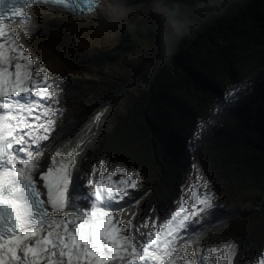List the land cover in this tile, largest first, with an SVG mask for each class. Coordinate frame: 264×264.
<instances>
[{"label": "trees", "instance_id": "16d2710c", "mask_svg": "<svg viewBox=\"0 0 264 264\" xmlns=\"http://www.w3.org/2000/svg\"><path fill=\"white\" fill-rule=\"evenodd\" d=\"M139 39L144 41L135 19L122 28L114 46L70 56L61 51L74 48L63 29L56 50L65 60L95 56L116 61L131 53ZM45 40L34 33L24 48L38 60L37 48ZM52 80L62 81V109L101 84L99 79L66 73ZM237 86L239 99L226 102L225 93ZM206 118L215 123L208 124L189 148L197 125ZM101 163L109 172L123 167L136 173L138 186L130 190L131 199L126 198L133 203L120 213L136 225L157 218L162 223L196 176L210 182L214 213H224L236 199L250 195L253 207L246 212L247 229L233 263L251 264L264 254V0H234L226 14L183 39L144 88L129 94L125 112L81 168L79 192L90 190L88 181L98 179Z\"/></svg>", "mask_w": 264, "mask_h": 264}, {"label": "snow or ice", "instance_id": "6c2138e0", "mask_svg": "<svg viewBox=\"0 0 264 264\" xmlns=\"http://www.w3.org/2000/svg\"><path fill=\"white\" fill-rule=\"evenodd\" d=\"M98 3L0 0V264H233L236 245L210 249L197 259L186 255H197L195 239L212 226L217 207L202 175L192 179L188 194L162 223L157 218L136 225L121 217L123 202L138 186L136 173L123 167L109 172L101 163L98 179L88 181V192L70 193L76 157L100 115L76 134L75 145L55 151L46 171L38 167L44 142L63 116L62 81L34 67L36 59L19 43L13 25L19 23L31 35L35 25L28 8L33 4L73 11L86 5L91 11ZM238 99V86L225 93L226 102ZM214 123L211 118L199 123L189 148ZM65 208L72 213L63 215ZM251 264H264V254Z\"/></svg>", "mask_w": 264, "mask_h": 264}, {"label": "rangeland", "instance_id": "374dc122", "mask_svg": "<svg viewBox=\"0 0 264 264\" xmlns=\"http://www.w3.org/2000/svg\"><path fill=\"white\" fill-rule=\"evenodd\" d=\"M42 15L43 17L31 31V35L40 33L46 37L45 42L37 48L38 60H36L34 67L46 71L50 79L61 73H66L73 77H87L94 80H101V84H99L94 91L86 94L83 99L72 104L70 108L63 109V116L57 119L55 130L52 132L50 140L44 142L45 145L60 135L61 129L65 124L81 118L84 113L86 114L93 106L100 105L102 100L110 93L116 91L119 86L127 85L125 91H122L123 88L120 90V98L108 111L106 120L107 127L101 130L97 142L87 151L83 161L78 163L75 170L76 176L81 167L89 162L91 155L98 147L103 136L110 131L117 117L125 112L126 101L128 100L129 94H136L137 90L144 88L146 83H133L131 77L124 71L122 64L123 57L116 61L101 59L95 56H88L79 61L65 60L56 50V45L62 40L63 29L71 35V42L74 48L68 50L63 47L61 51L70 53V56L74 55L76 51L114 46L117 43L120 31L117 33L102 34L101 30L98 28L99 19L92 14L80 18V16L72 14V11L49 8L45 9ZM58 24L60 25L57 26ZM13 30L16 31L15 33L18 41L23 47L30 42L29 38L31 35L29 36L19 25H17L16 30ZM138 42V45L145 43L142 39H139ZM50 47L52 48V57L60 63L58 68H51L45 58L46 49ZM39 66H41V68H38ZM77 189V184L74 180L73 193ZM252 207V197L245 194L230 204L226 208L227 212L225 214L220 213L212 216V226L195 239L193 247L197 250V255H193L191 252L186 255L192 259H197L198 256H206L210 249L218 250L221 247H229L231 245L238 246L247 229L248 220L246 212L250 211ZM72 211L71 208H67L64 210L63 215H70ZM217 221L220 222L217 223ZM205 223L209 222L205 221ZM236 248L237 247L231 249L233 257Z\"/></svg>", "mask_w": 264, "mask_h": 264}, {"label": "clouds", "instance_id": "9594fccd", "mask_svg": "<svg viewBox=\"0 0 264 264\" xmlns=\"http://www.w3.org/2000/svg\"><path fill=\"white\" fill-rule=\"evenodd\" d=\"M234 0H104L102 34L117 33L132 19L145 43L122 58L133 83L150 80L174 55L179 43L226 14Z\"/></svg>", "mask_w": 264, "mask_h": 264}, {"label": "bare ground", "instance_id": "6f19581e", "mask_svg": "<svg viewBox=\"0 0 264 264\" xmlns=\"http://www.w3.org/2000/svg\"><path fill=\"white\" fill-rule=\"evenodd\" d=\"M103 3H104V0H100L99 5L92 12H89L86 14L85 13L78 14V13L72 12V14H75L76 16H80V18L83 16L85 17L86 15L92 14L94 17L99 19V25H102L106 20V17L104 16L102 12ZM49 8H56L59 10H63L61 7H57L53 5H46V4H33L28 8V12L30 14V17L33 19V23L35 26L38 24L39 20L43 17L42 15L43 11ZM17 25H19V23L14 24L13 29L16 30ZM51 49H52L51 47L46 49L47 52L45 53V58L50 64L49 66H51V68L52 67L58 68L60 66V63H58L57 60H54V58L52 57ZM123 86L124 85L119 86L116 91L110 93L107 97H105L102 100V103L100 105L93 106L86 114L84 113V115L81 118L73 122H68L67 124H65L61 129L60 135H58L51 142L46 144V146L43 148L41 155L39 156L38 167L46 171L49 164L51 163V158L54 155L55 151L58 148H61L63 145H66L68 143H72L73 145H75L78 139L76 134L85 128V126L92 120V117L96 115L101 116V119L98 122V127L93 128L91 130V133L86 135L87 142H85L81 146L78 152V155L76 157V164L73 169V181L69 188L70 193H73V184H74L76 167L78 163L83 161V159L85 158L87 154V151L97 142V140L99 139L98 136L101 130L107 127L106 120H107L108 111L111 108V106L120 98L121 96L120 90L123 88ZM105 108H106V111L101 112V109H105ZM204 232H206V230L203 231V233Z\"/></svg>", "mask_w": 264, "mask_h": 264}, {"label": "water", "instance_id": "95a60500", "mask_svg": "<svg viewBox=\"0 0 264 264\" xmlns=\"http://www.w3.org/2000/svg\"><path fill=\"white\" fill-rule=\"evenodd\" d=\"M126 89H127V85H125V86L123 87L122 91H125ZM76 179H77V177H76Z\"/></svg>", "mask_w": 264, "mask_h": 264}]
</instances>
